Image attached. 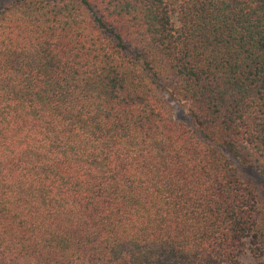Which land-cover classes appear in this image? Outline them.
Instances as JSON below:
<instances>
[{
	"label": "trees",
	"instance_id": "16d2710c",
	"mask_svg": "<svg viewBox=\"0 0 264 264\" xmlns=\"http://www.w3.org/2000/svg\"><path fill=\"white\" fill-rule=\"evenodd\" d=\"M263 201L264 0H2L0 264H264Z\"/></svg>",
	"mask_w": 264,
	"mask_h": 264
},
{
	"label": "rangeland",
	"instance_id": "374dc122",
	"mask_svg": "<svg viewBox=\"0 0 264 264\" xmlns=\"http://www.w3.org/2000/svg\"><path fill=\"white\" fill-rule=\"evenodd\" d=\"M1 2H2V0H0V4H1ZM173 106H174V113H175V116L177 119L185 120V121L191 123L192 120L189 117V114H188L187 109H186V105L184 103L174 102ZM253 175H255V174H253ZM255 176L261 182V178H259L257 174ZM262 206L264 208V201H263Z\"/></svg>",
	"mask_w": 264,
	"mask_h": 264
}]
</instances>
